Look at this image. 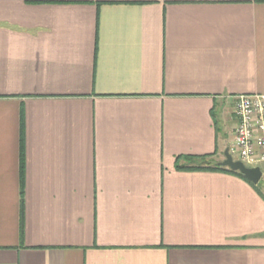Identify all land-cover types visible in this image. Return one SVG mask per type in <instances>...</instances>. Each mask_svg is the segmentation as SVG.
<instances>
[{"label": "crops", "instance_id": "0c3cea01", "mask_svg": "<svg viewBox=\"0 0 264 264\" xmlns=\"http://www.w3.org/2000/svg\"><path fill=\"white\" fill-rule=\"evenodd\" d=\"M240 94L263 0H0V264H264V189L176 168Z\"/></svg>", "mask_w": 264, "mask_h": 264}, {"label": "built area", "instance_id": "2783aa9c", "mask_svg": "<svg viewBox=\"0 0 264 264\" xmlns=\"http://www.w3.org/2000/svg\"><path fill=\"white\" fill-rule=\"evenodd\" d=\"M234 129L229 152L248 167L264 165V94H240L235 97Z\"/></svg>", "mask_w": 264, "mask_h": 264}, {"label": "trees", "instance_id": "16d2710c", "mask_svg": "<svg viewBox=\"0 0 264 264\" xmlns=\"http://www.w3.org/2000/svg\"><path fill=\"white\" fill-rule=\"evenodd\" d=\"M180 161H183L182 164H179ZM177 162H178V164H177L176 168L180 169V170L220 171V172L230 173V174L239 176V177L245 179L246 181H248L254 188H256L258 190L259 193L263 194L261 191L262 181H260L258 184H254L245 175H243L239 171H234L228 167L222 166L220 164L221 161L214 159L212 154L202 155V156H197V155L178 156ZM22 207H23V201H22ZM22 210H23V208H22Z\"/></svg>", "mask_w": 264, "mask_h": 264}, {"label": "water", "instance_id": "95a60500", "mask_svg": "<svg viewBox=\"0 0 264 264\" xmlns=\"http://www.w3.org/2000/svg\"><path fill=\"white\" fill-rule=\"evenodd\" d=\"M225 158L220 162L222 166L228 167L231 170L239 171L245 175L251 182L258 184L263 176V170L260 166L248 167L242 161L234 159L229 152V148L225 150Z\"/></svg>", "mask_w": 264, "mask_h": 264}, {"label": "rangeland", "instance_id": "374dc122", "mask_svg": "<svg viewBox=\"0 0 264 264\" xmlns=\"http://www.w3.org/2000/svg\"><path fill=\"white\" fill-rule=\"evenodd\" d=\"M217 160H224V157L221 155V154H219V157H217L216 158ZM262 169H263V171H264V165L262 166ZM264 177V176H263ZM261 186H262V188L264 189V179H263V181H262V183H261Z\"/></svg>", "mask_w": 264, "mask_h": 264}]
</instances>
